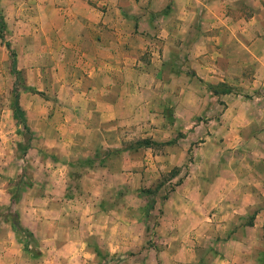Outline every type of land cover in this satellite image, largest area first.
Wrapping results in <instances>:
<instances>
[{
    "label": "crops",
    "instance_id": "1",
    "mask_svg": "<svg viewBox=\"0 0 264 264\" xmlns=\"http://www.w3.org/2000/svg\"><path fill=\"white\" fill-rule=\"evenodd\" d=\"M28 4L23 84L6 91L20 101L0 107V213L40 255L54 239V264H264V0ZM136 178L142 203L124 206ZM21 241L0 214V264L30 257Z\"/></svg>",
    "mask_w": 264,
    "mask_h": 264
},
{
    "label": "rangeland",
    "instance_id": "2",
    "mask_svg": "<svg viewBox=\"0 0 264 264\" xmlns=\"http://www.w3.org/2000/svg\"><path fill=\"white\" fill-rule=\"evenodd\" d=\"M29 2L30 0H0V91H1L0 92V107H5L6 103L8 102L10 103V101L15 102V104L20 101V98H18L16 95L18 94V89L22 87L24 77H23L22 70L21 69L17 70L18 66H20V64L22 63V60L20 59L18 54L22 50L23 46L25 47L23 43V38L27 36L28 32H31L32 30L27 29L23 25H20V23L18 22H21L27 19L24 11H27V8L30 7V5L28 4ZM163 33H164V29L161 31V34ZM9 52H11L13 56H10ZM8 88L14 89L15 93H17L16 95L13 96V98L11 96V99H10V95L6 96V91H9ZM206 89L207 90L209 89L210 91L218 90L220 92H224V88H222V86H216V88L209 86V87H206ZM238 96H240V98H243V99L247 97L246 94H240ZM179 135H177V137ZM144 141H147L148 144L151 143V145L155 144L154 142L143 139L142 141L137 140L134 142H128V143L126 142V145L129 144L128 145L129 147L142 146L144 145ZM197 143H198V140L190 142L188 146V151H192L193 148L196 147ZM20 145L21 144H19L18 146V152L21 153L22 150H21ZM99 154L103 157L106 155V151L101 149ZM188 162H190L191 164L193 163L191 154H188L186 161L182 165V167L174 168L170 170L169 172H164L160 175V180H162L163 182L169 176H173L179 173L173 179V181H171L169 184H165L159 190L158 196H156L159 198V200H162L166 197L168 192H170V189L173 183H175L178 178H181V176L186 172V168L188 167L187 165ZM75 165H76V168L74 170L75 171L74 174L79 175V173L77 172L79 170L78 167L82 164L77 162L75 163ZM20 181L22 180H16V189L12 196V200H11L12 203L15 202L13 198L16 199L17 197L16 190L19 191V189L22 187ZM130 181L131 180H128V184L126 186L127 195H126V198H124L126 202L124 203V206L130 205V204L140 205L139 203H142V201H140V199H138L135 196L136 192L139 191L137 178L134 181H131V182ZM153 185L149 186V188L146 190L144 189L145 197L148 203L149 201L152 202L154 193L156 191ZM0 214L4 216L5 218L9 217L10 222L11 221L17 222L16 213L13 207L9 205L5 209H3ZM16 233L21 237L22 247L23 245H26V247L30 246V250H29L30 257L26 255L27 258L23 259L22 257H20V259L17 261H14L12 259L10 261L11 264H46L49 262H52L51 264H54L55 259L59 255L58 253H60V252L58 253L54 252V250H56L54 246V239L48 240V245L46 247L47 251H43L40 255L38 249L42 250L41 247L43 246L40 247L38 242L34 241V239L31 237L29 233H28L29 236L28 235L26 236L21 231H18ZM68 261H70V259H68ZM66 264H69V263H66Z\"/></svg>",
    "mask_w": 264,
    "mask_h": 264
},
{
    "label": "trees",
    "instance_id": "3",
    "mask_svg": "<svg viewBox=\"0 0 264 264\" xmlns=\"http://www.w3.org/2000/svg\"><path fill=\"white\" fill-rule=\"evenodd\" d=\"M2 24V23H1ZM10 56H13V54L11 52H9ZM14 62V61H13ZM212 94H217V91L216 90H211ZM144 145H148L147 141H144ZM16 222V221H15ZM14 221H11V226H12V229L15 231V232H18V231H21L23 232L26 236L28 235V233L24 232L23 230L20 229V227L18 226L17 222L15 223ZM29 236V235H28ZM23 248L25 250V245H23Z\"/></svg>",
    "mask_w": 264,
    "mask_h": 264
}]
</instances>
